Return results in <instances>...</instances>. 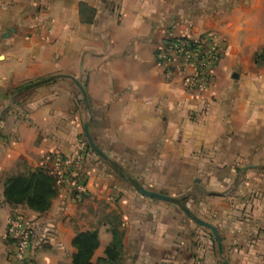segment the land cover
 Listing matches in <instances>:
<instances>
[{
  "label": "crops",
  "instance_id": "obj_1",
  "mask_svg": "<svg viewBox=\"0 0 264 264\" xmlns=\"http://www.w3.org/2000/svg\"><path fill=\"white\" fill-rule=\"evenodd\" d=\"M207 34L219 61L206 89L188 90L156 52ZM55 74L79 79L88 104L67 77L12 103L18 88ZM9 106L0 118V264L14 213L30 224L37 264H73V239L95 230L92 260L105 259L115 219L124 233L117 264H264V0H0V116ZM85 123L145 188L211 223L221 251L211 228L141 194L89 148ZM51 153L82 161L59 179ZM40 169L57 177L46 212L5 199L8 178Z\"/></svg>",
  "mask_w": 264,
  "mask_h": 264
},
{
  "label": "built area",
  "instance_id": "obj_2",
  "mask_svg": "<svg viewBox=\"0 0 264 264\" xmlns=\"http://www.w3.org/2000/svg\"><path fill=\"white\" fill-rule=\"evenodd\" d=\"M220 47L211 35L194 38L181 35L165 42L158 48L156 57L164 66L168 78L179 75L188 90H204L208 87L214 74V67L220 58ZM53 163L56 176L63 179L72 166L82 161V155L77 157L51 153L47 156ZM78 197L86 192L85 184L74 183ZM6 234L13 244L9 251L6 264H37L30 251L32 229L23 216L14 213L8 220Z\"/></svg>",
  "mask_w": 264,
  "mask_h": 264
},
{
  "label": "trees",
  "instance_id": "obj_3",
  "mask_svg": "<svg viewBox=\"0 0 264 264\" xmlns=\"http://www.w3.org/2000/svg\"><path fill=\"white\" fill-rule=\"evenodd\" d=\"M57 193V177L44 169L13 176L5 182L4 197L8 202L26 204L39 213L50 208ZM73 246L77 250L73 264H117L123 247V235L117 228L113 230V240L105 250L106 258L97 262L92 259L99 246L98 231L78 233L73 239Z\"/></svg>",
  "mask_w": 264,
  "mask_h": 264
},
{
  "label": "water",
  "instance_id": "obj_4",
  "mask_svg": "<svg viewBox=\"0 0 264 264\" xmlns=\"http://www.w3.org/2000/svg\"><path fill=\"white\" fill-rule=\"evenodd\" d=\"M11 32H12V29H10L8 31V34L10 35ZM61 77H67V78H70V79L74 80L79 85V87L81 88L82 93H83V96H84V99H85L86 103L88 104V98H87L86 92H85V90H84V88H83L80 80L77 79V78H75V77H73V76L66 75V74H55V75H52V76H48V77H45V78H41L39 80L33 81L31 83H28V84H26V85L18 88L16 90V92L11 97L12 103L15 101V99H16L17 96L21 95L25 91H28V90H30L32 88H35V87L40 86V85H43L45 83H48V82H50V81H52L54 79L61 78ZM9 108H10V106L6 110H4L2 112L0 118L6 113V111ZM84 131H85V134H86V137H87V140H88V144L92 148V150L94 152H96L98 155H100L104 160H106L108 162V164L110 165V167L122 179H124L126 182H128L129 184H131L138 192H140L143 195L150 196L152 198L162 199V200L169 201V202H172V203L177 204L193 220H195L196 222H198V223H200V224H202L204 226H207V227L211 228L213 230V232L215 233V235H216V239H217V242H218V245H219V249L221 251V244H220L219 234H218L216 228L211 223L206 222L204 220H201L197 216L193 215L190 212V210L186 207V205L184 204V202L181 199L176 198V197H172V196H169V195H166V194L158 193V192H155V191H152V190H149V189L145 188L136 178H134L130 174H128L117 162L111 160L97 146V144L94 142V140H93V138H92V136L90 134L88 123H85V125H84ZM223 262H224V264H230L226 259H224Z\"/></svg>",
  "mask_w": 264,
  "mask_h": 264
},
{
  "label": "rangeland",
  "instance_id": "obj_5",
  "mask_svg": "<svg viewBox=\"0 0 264 264\" xmlns=\"http://www.w3.org/2000/svg\"><path fill=\"white\" fill-rule=\"evenodd\" d=\"M115 228H117L119 231H121V233H123L121 230L122 229V223L118 222L117 219H115ZM123 237H124V233H123ZM121 251H123V250H121ZM122 261H124L123 257H121V262Z\"/></svg>",
  "mask_w": 264,
  "mask_h": 264
}]
</instances>
